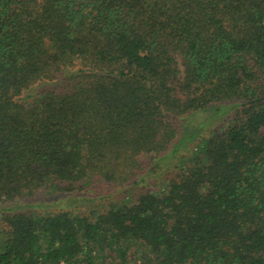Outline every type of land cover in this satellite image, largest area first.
<instances>
[{
	"label": "trees",
	"instance_id": "obj_1",
	"mask_svg": "<svg viewBox=\"0 0 264 264\" xmlns=\"http://www.w3.org/2000/svg\"><path fill=\"white\" fill-rule=\"evenodd\" d=\"M0 264H264V0H0Z\"/></svg>",
	"mask_w": 264,
	"mask_h": 264
},
{
	"label": "rangeland",
	"instance_id": "obj_2",
	"mask_svg": "<svg viewBox=\"0 0 264 264\" xmlns=\"http://www.w3.org/2000/svg\"><path fill=\"white\" fill-rule=\"evenodd\" d=\"M35 89H37V86L36 87H34V88H32V91L31 92H33ZM207 114L208 113H203V114H198L197 115V117L196 118H194V120L192 121L194 124H197V123H199V122H201V121H204V119L206 118V117H208L207 116ZM216 115V117H218V113L217 114H215ZM210 124H212V128H204L203 129V132H202V135H201V138H207L208 136H209V133H210V131H212L211 129H215V128H219L221 125H220V120L219 119H216V121H213V122H211ZM195 150V148H194V144H191V145H189V148L188 149H186L185 151H183L182 152V154H181V152L177 155V158L176 159H174L173 160V164H176V163H180V162H182V164H184L185 162H187V157H188V155L192 152V151H194ZM180 154L182 155V157H181V159H180ZM105 184V187H106V183H104ZM98 185V186H97ZM97 185H94L93 187H97L96 189H100V188H103L102 187V185L101 184H99V183H97ZM155 186H157V185H155ZM108 189V188H107ZM94 193V192H93ZM93 193H91L90 194V196H92V197H94V196H96V195H94ZM106 192H104V194H105ZM126 193L127 192H125V195H126ZM101 196H103V194L101 195ZM105 199V201H107V198H104ZM93 200V199H92ZM116 200V199H115ZM100 201H102V203H104L105 201H103V200H100V199H98L96 202H95V204H97V203H99ZM45 203V205L48 207V206H50L51 208L55 205L54 204V202H52V201H46V202H44ZM89 203V202H88ZM88 203H78V204H76L77 206H79L80 208L81 207H85V206H88L87 204ZM93 204H94V202H93Z\"/></svg>",
	"mask_w": 264,
	"mask_h": 264
}]
</instances>
